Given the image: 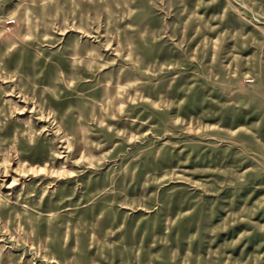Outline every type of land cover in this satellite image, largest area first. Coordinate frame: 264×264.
Masks as SVG:
<instances>
[{"label": "rangeland", "instance_id": "obj_1", "mask_svg": "<svg viewBox=\"0 0 264 264\" xmlns=\"http://www.w3.org/2000/svg\"><path fill=\"white\" fill-rule=\"evenodd\" d=\"M0 264H264V0H0Z\"/></svg>", "mask_w": 264, "mask_h": 264}]
</instances>
